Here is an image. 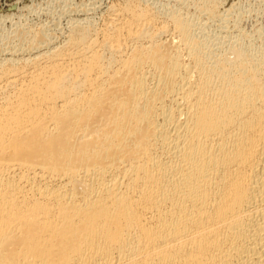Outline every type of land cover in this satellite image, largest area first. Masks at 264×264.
Here are the masks:
<instances>
[{
  "label": "bare ground",
  "instance_id": "bare-ground-1",
  "mask_svg": "<svg viewBox=\"0 0 264 264\" xmlns=\"http://www.w3.org/2000/svg\"><path fill=\"white\" fill-rule=\"evenodd\" d=\"M0 264H264V0H0Z\"/></svg>",
  "mask_w": 264,
  "mask_h": 264
}]
</instances>
